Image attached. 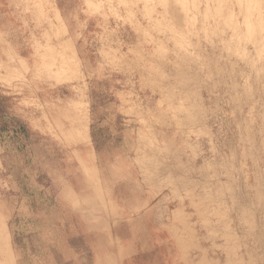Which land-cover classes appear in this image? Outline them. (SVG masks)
I'll return each instance as SVG.
<instances>
[{
  "label": "rangeland",
  "instance_id": "374dc122",
  "mask_svg": "<svg viewBox=\"0 0 264 264\" xmlns=\"http://www.w3.org/2000/svg\"><path fill=\"white\" fill-rule=\"evenodd\" d=\"M0 246L264 264V0H0Z\"/></svg>",
  "mask_w": 264,
  "mask_h": 264
},
{
  "label": "crops",
  "instance_id": "0c3cea01",
  "mask_svg": "<svg viewBox=\"0 0 264 264\" xmlns=\"http://www.w3.org/2000/svg\"><path fill=\"white\" fill-rule=\"evenodd\" d=\"M0 261L3 263V264H9L8 263V257H7V253L5 251V249L3 248V246H0Z\"/></svg>",
  "mask_w": 264,
  "mask_h": 264
}]
</instances>
